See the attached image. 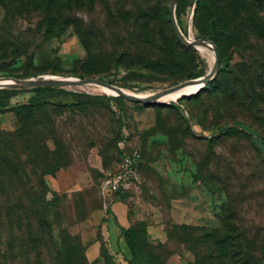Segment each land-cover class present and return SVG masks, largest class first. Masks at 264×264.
<instances>
[{
  "label": "rangeland",
  "instance_id": "rangeland-1",
  "mask_svg": "<svg viewBox=\"0 0 264 264\" xmlns=\"http://www.w3.org/2000/svg\"><path fill=\"white\" fill-rule=\"evenodd\" d=\"M48 1L0 0V76L97 77L154 93L212 67L208 54L177 36L172 0H64L73 23L53 25ZM176 15L186 36L218 47L219 72L203 93L144 102L55 86L53 104L21 106L35 87L0 89L9 103L0 108V264H92L76 226L105 206L99 185L121 168V142L140 149L143 159L139 190L124 196L145 213L161 210L168 234L165 242L141 235L139 264H164L176 252L193 264L219 263L221 230L239 235L250 264L264 261V107L240 105L221 91L228 76L246 71L243 46L264 60V0H178ZM231 126L238 132L227 133ZM31 129L50 148L49 236L34 217L29 223L16 214L24 218L17 223L8 216L14 204L32 202L25 191L41 187L40 167L26 161L27 144L16 164L22 180L10 179L16 169L8 139Z\"/></svg>",
  "mask_w": 264,
  "mask_h": 264
},
{
  "label": "trees",
  "instance_id": "trees-1",
  "mask_svg": "<svg viewBox=\"0 0 264 264\" xmlns=\"http://www.w3.org/2000/svg\"><path fill=\"white\" fill-rule=\"evenodd\" d=\"M63 1L64 0H50L44 5L48 14L47 22H49V24L53 25V23L58 22L60 19L63 20L62 22L66 24L73 23L74 16L72 14H69L70 9L63 5ZM79 2L80 0L78 1V4L80 5ZM199 2L200 0H197V3ZM77 20L75 21V23H77L78 26L79 23ZM58 24H55L56 27L58 26ZM260 35L263 36V33H260ZM229 59L230 58H228V60ZM258 59L259 57H255L254 51H251L247 49L246 46H243V64L246 66V69H244L246 71H243V73L241 74L235 72L234 76H228L223 83V89L221 90L222 93L227 97H231L234 102H238L240 105H244L247 103L246 106L252 107L250 106V104L254 103L255 105L259 104L264 107V60L260 61ZM208 84L209 83H207L197 93L200 94L207 90ZM58 89L60 88L55 86L35 87L33 88V90L36 91L37 94L30 97L29 104L22 103L21 106H34L42 103L53 104L50 100L52 97L56 96L55 92ZM8 104L9 103L7 99L0 98V108L8 107ZM243 129L250 132V130L246 128ZM229 132H238V129L236 126H231L227 133ZM36 133L40 134L38 130L34 129H31V131L29 132L18 131L17 133H15L14 138L8 139L10 140V145L11 147H13L15 152L13 168L16 169V175L10 176V179H12L15 185H17V181L22 180V177L18 175L20 172L18 169L19 166H16V164L21 165V163L24 162L22 158V145L25 146L27 144L26 147L29 154L26 157V161H28L29 159H33L34 164L40 167L39 183L41 186L39 190H35L33 192L25 191L26 193L24 195H27L29 198H31L32 202H29L27 206L22 203L19 209L18 205L14 204L13 206H11L12 208L10 209L8 216L10 217L11 222L17 223H20L21 220L23 221L24 218L14 217L16 214L19 215V213H21L23 216L27 217L29 223H32V219L34 217L38 223L39 231L46 233V235L49 236V233H52V229L47 217L48 213L51 210L52 202L50 199H48V193H55L51 191L49 186L46 184L44 175L51 172L53 168L50 166L49 160H47L50 149L49 144L46 143V140L43 138L39 140V138H37L36 136ZM24 150L26 152V149ZM125 193H120L119 195H117V198H122ZM24 195H21L20 199H22ZM222 228L226 229L228 228V225H223ZM124 231L127 237L129 248L132 252L131 263L139 264L140 259H144V248L141 245V235L149 236L147 222L140 221L136 225L131 226ZM221 231H219L218 233L224 236L222 238L224 241L226 240L224 242V244H226V247L224 248V252H222L223 256H218L219 263L213 261L214 258L211 257L212 260L210 259L211 261L208 264H250L248 260L243 256V241H241L239 235H237L236 233L232 234L230 233V231L224 234ZM217 242L214 243L215 246ZM137 260H139V262ZM260 264H264V261Z\"/></svg>",
  "mask_w": 264,
  "mask_h": 264
},
{
  "label": "crops",
  "instance_id": "crops-1",
  "mask_svg": "<svg viewBox=\"0 0 264 264\" xmlns=\"http://www.w3.org/2000/svg\"><path fill=\"white\" fill-rule=\"evenodd\" d=\"M60 181L65 182L63 179ZM60 181L57 183L61 184ZM67 182L64 185L68 184ZM140 221L147 222V228L153 241H167L168 234L161 210L153 209L145 213L142 206H133L127 196L117 198L97 208L76 226L77 232L82 235L86 244L88 260L92 264H132V256L124 230ZM165 264L192 263L184 254L176 252L168 256Z\"/></svg>",
  "mask_w": 264,
  "mask_h": 264
},
{
  "label": "water",
  "instance_id": "water-1",
  "mask_svg": "<svg viewBox=\"0 0 264 264\" xmlns=\"http://www.w3.org/2000/svg\"><path fill=\"white\" fill-rule=\"evenodd\" d=\"M172 1L173 2L171 5V17H172V21H173L177 36L189 46L194 45L198 47L199 46L198 44H200L201 42L213 44L214 46L215 54H216L214 64L212 65L210 70L205 75L180 82L164 90L154 92L153 94L146 96V97L139 96L135 93H128L124 90L123 87L117 84H114L106 79L97 78V77L60 78V77H47V76H42V77H15L13 76V79L15 81L7 82V81H4L6 79V76H0V88H10V87L11 88H33V87H39V86H82L87 83L98 82V83H102V84L116 88L117 90H119L118 95L128 97L132 100L144 101V102H161L159 101L161 97L166 96L167 94L171 92L181 90L186 87H198V89L203 88L207 83L215 79L218 75L219 66H220V53H219L218 47L215 41L212 39H196L195 38V39L187 40L186 35L183 33L178 23V20H177L176 3L178 0H172Z\"/></svg>",
  "mask_w": 264,
  "mask_h": 264
},
{
  "label": "built area",
  "instance_id": "built-area-1",
  "mask_svg": "<svg viewBox=\"0 0 264 264\" xmlns=\"http://www.w3.org/2000/svg\"><path fill=\"white\" fill-rule=\"evenodd\" d=\"M123 162L119 170L108 173L100 182V192L105 200V205L117 198L120 193L127 191H138L141 183L139 167L142 163L140 149L129 151L126 143L121 142Z\"/></svg>",
  "mask_w": 264,
  "mask_h": 264
},
{
  "label": "bare ground",
  "instance_id": "bare-ground-1",
  "mask_svg": "<svg viewBox=\"0 0 264 264\" xmlns=\"http://www.w3.org/2000/svg\"><path fill=\"white\" fill-rule=\"evenodd\" d=\"M186 39L187 40L195 39V36L192 34L190 37L186 36ZM198 45H199L198 49L202 53H206L211 57V64L213 65L215 57H216L213 44L201 42ZM45 76L65 78V77L57 76V75H53V74H47ZM4 81L14 82L15 80L13 79V76H6V79ZM79 87L88 89V90L93 91V92L102 93V94H113V95L119 94V90H117L116 88L102 84V83H98V82L87 83V84L79 86ZM124 90L128 93H135V94L142 96V97H146V96L153 94L152 92H139V91H135V90H132L129 88H124ZM199 90L200 89H198V87H186V88L171 92V93L167 94L166 96L161 97L159 99V101H161V102H170V101H175V100L177 101L179 98H182L184 95L194 94V93H197Z\"/></svg>",
  "mask_w": 264,
  "mask_h": 264
}]
</instances>
